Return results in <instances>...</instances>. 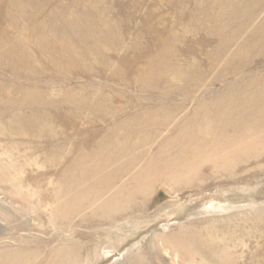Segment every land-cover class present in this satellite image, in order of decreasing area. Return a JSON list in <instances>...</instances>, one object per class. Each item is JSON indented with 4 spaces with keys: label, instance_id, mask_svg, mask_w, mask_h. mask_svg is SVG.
<instances>
[{
    "label": "rangeland",
    "instance_id": "374dc122",
    "mask_svg": "<svg viewBox=\"0 0 264 264\" xmlns=\"http://www.w3.org/2000/svg\"><path fill=\"white\" fill-rule=\"evenodd\" d=\"M0 105V264H264V0H0Z\"/></svg>",
    "mask_w": 264,
    "mask_h": 264
},
{
    "label": "bare ground",
    "instance_id": "6f19581e",
    "mask_svg": "<svg viewBox=\"0 0 264 264\" xmlns=\"http://www.w3.org/2000/svg\"><path fill=\"white\" fill-rule=\"evenodd\" d=\"M223 11V10H222ZM14 50V49H13ZM21 53V52H20ZM16 54V53H15ZM25 55V54H24ZM17 57V56H16ZM26 57V56H25ZM18 58V57H17ZM18 59H20V58H18ZM22 59V58H21ZM24 59V58H23ZM25 93H27V92H25ZM30 93V92H29ZM29 93H27V94H29ZM26 94V95H27ZM37 94V93H36ZM30 95V94H29ZM37 96V95H36ZM39 96V95H38ZM27 97H29V96H27ZM40 97V96H39ZM43 97V96H42ZM6 98H7V96H6ZM9 99L11 98V97H8ZM7 98V99H8ZM13 98V97H12ZM11 98V99H12ZM7 99H5V100H7ZM9 99H8V101H9ZM19 100H20V102H17V103H19V104H24V103H27V101L28 100H26V102H25V100H23V98H22V100H21V98H18ZM24 99H26V98H24ZM32 99V98H31ZM44 99V98H43ZM14 100H15V98H14ZM17 100V99H16ZM15 100V101H16ZM35 100H37V99H35ZM40 100H41V97H40ZM13 101V100H12ZM18 101V100H17ZM33 101V100H32ZM7 102V101H6ZM10 102H11V100H10ZM42 102V101H41ZM8 103V102H7ZM77 103V102H76ZM13 105H14V103H12ZM11 104V105H12ZM37 104H38V101H37ZM42 104V103H41ZM82 103H80V105H81ZM8 105V104H7ZM15 105H16V103H15ZM1 106V105H0ZM24 106V105H23ZM31 106V105H30ZM34 106V105H33ZM32 106V107H33ZM2 107V106H1ZM1 107H0V109H1ZM5 107V106H4ZM17 107V106H16ZM77 107V106H76ZM3 108V107H2ZM10 108H12V110H13V107H10ZM31 108V107H30ZM75 108V107H74ZM81 108V107H80ZM79 108V109H80ZM250 108V107H249ZM32 109V108H31ZM30 109V110H31ZM72 109H73V106H72ZM257 109H258V106H257ZM24 110H26V109H24ZM253 110V109H252ZM256 110V109H255ZM16 111H18L17 110V108H16ZM20 111V110H19ZM244 111H245V109H244ZM20 112H22V111H20ZM25 112V111H24ZM31 112V111H30ZM13 113V112H12ZM28 113V112H27ZM32 113V112H31ZM21 114V113H20ZM30 114V113H29ZM3 115H5V114H3ZM17 115V114H16ZM26 115V114H25ZM24 115V116H25ZM254 115H256V114H254ZM261 115V114H260ZM2 116V115H1ZM23 116V115H22ZM262 116V115H261ZM35 116H29V117H26V118H24L23 120L24 121H28L27 122V124L29 125V126H31V128H33L32 127V124L33 123H35L36 121H38V119L37 118H34ZM22 118V117H21ZM76 118H78V117H76ZM86 118V117H85ZM89 118V117H88ZM80 119V118H79ZM90 119V118H89ZM255 119V118H254ZM254 121H256V120H254ZM261 121V120H260ZM263 122V121H262ZM39 123V122H38ZM257 123V122H256ZM260 123V122H259ZM140 125V124H139ZM259 125V124H258ZM261 125V124H260ZM37 126V125H36ZM42 126H44V125H42ZM243 126V125H242ZM247 126V125H246ZM262 126V125H261ZM38 127V126H37ZM253 128V127H252ZM256 128H257V125H256ZM39 129H41L40 127H39ZM238 129V128H237ZM244 129H245V127H244ZM254 129H255V127H254ZM260 130L261 129H263L262 127L261 128H259ZM258 128H257V130H259ZM202 130V129H201ZM240 130V129H239ZM247 130H248V128H247ZM256 130V129H255ZM255 130H253V131H255ZM259 130V131H260ZM37 131V130H36ZM244 131H246V129L244 130ZM252 130H250V132H251ZM258 131V132H259ZM39 132V131H38ZM204 132H205V130H204ZM203 132V133H204ZM40 133V132H39ZM139 133V132H138ZM206 133H208L207 131H206ZM225 133V132H224ZM246 133V132H245ZM245 133H243V135H245ZM156 134V133H155ZM134 135V134H133ZM230 135V134H229ZM238 135V134H237ZM258 135H260V134H258ZM258 135H257V137H258ZM142 136H144V135H142ZM146 137V136H145ZM144 137V138H145ZM224 137V136H223ZM227 138H228V136H226ZM238 137V136H237ZM241 137V136H240ZM148 138V137H147ZM242 138V137H241ZM231 139V138H230ZM238 139V138H237ZM168 140V139H167ZM218 140H219V138H218ZM220 140H222V139H220ZM224 140V139H223ZM235 140L236 139H234L233 141L235 142ZM238 140H240V139H238ZM256 140H257V138H256ZM258 140H260V139H258ZM138 141V140H137ZM144 141V140H143ZM154 141V140H153ZM170 141V140H169ZM228 141H229V138H228ZM232 140H230V142H231ZM241 141V140H240ZM261 141V140H260ZM161 143V142H160ZM166 143V142H165ZM169 143V142H168ZM171 143H172V141H171ZM222 143V142H221ZM221 143H220V145H221ZM233 143V142H232ZM153 144V143H152ZM174 144V143H173ZM223 144V143H222ZM261 144V143H260ZM151 145V144H150ZM168 145V144H167ZM224 145V144H223ZM231 145H233V144H231ZM165 147H167L166 145H164ZM206 146H207V144H206ZM225 146V145H224ZM224 146H222V147H224ZM227 146V145H226ZM241 146H242V144H241ZM124 147V146H123ZM147 147V146H146ZM151 147V146H150ZM169 147H170V145H169ZM218 147V146H217ZM257 147V146H256ZM157 148H158V146H157ZM171 148V147H170ZM259 148V147H258ZM148 149V148H147ZM150 149V148H149ZM161 149V148H160ZM163 149V148H162ZM166 149V148H165ZM172 149V148H171ZM223 149H225V148H223ZM231 149V148H230ZM235 149V148H234ZM239 149H240V147H239ZM239 149H236L237 150V152H238V150ZM257 149V148H256ZM170 150V149H169ZM159 151V150H158ZM171 151V150H170ZM218 151V150H217ZM216 151V152H217ZM224 151V150H223ZM232 151V150H231ZM168 152V151H167ZM171 152H175V151H171ZM229 152V151H228ZM227 152V153H228ZM160 153V152H159ZM212 153H213V151H212ZM215 153V152H214ZM223 153V152H222ZM227 153H224L225 155L227 154ZM236 153V152H235ZM168 154H169V152H168ZM172 154V153H171ZM219 154V153H218ZM224 154H222L223 156H224ZM229 154V153H228ZM136 155V154H135ZM152 155V154H151ZM175 155V154H174ZM221 155V156H222ZM121 156H122V154H121ZM120 156V157H121ZM157 156H159V155H157ZM162 156V155H161ZM169 156V155H168ZM216 156V155H215ZM215 156H214V158H215ZM219 156H220V154H219ZM240 156H241V154H240ZM172 157H174L173 155H172ZM225 157V156H224ZM223 157V158H224ZM229 157H231V156H229ZM155 158H157V157H155ZM189 158V157H188ZM208 158V157H207ZM211 158V157H210ZM232 158V157H231ZM238 158H239V156H238ZM185 159H186V157H185ZM216 159H217V157H216ZM227 159V158H226ZM234 159V158H233ZM233 159H229L231 162L233 161ZM169 160V159H168ZM191 160V159H190ZM209 160V159H208ZM144 161V160H143ZM169 161H171V159L169 160ZM202 161V160H201ZM219 161V160H218ZM220 161H221V159H220ZM225 161H227V160H225ZM229 161V162H230ZM174 162V161H173ZM175 162H177V161H175ZM230 162V163H231ZM165 163V162H164ZM182 163V162H181ZM187 163V162H186ZM215 163V162H214ZM219 163V162H218ZM221 163H223L222 161H221ZM173 164V163H172ZM140 165V164H139ZM224 166H225V164H223ZM138 166V165H137ZM169 166V165H168ZM182 166V165H181ZM229 166V165H228ZM156 167H157V165H156ZM160 167V166H159ZM158 167V168H159ZM170 167V166H169ZM189 167V166H188ZM215 167V166H214ZM213 167V168H214ZM166 168H168V167H166ZM165 168V169H166ZM194 168V167H193ZM225 168H226V166H225ZM180 169V168H179ZM223 169V168H222ZM173 170V169H172ZM166 172V171H165ZM188 172H186V174H187ZM148 174H150V173H148ZM147 175V174H146ZM167 175V174H166ZM150 177H151V175H150ZM180 178V177H179ZM160 179V178H159ZM120 182V181H119ZM79 184V183H78ZM145 187V186H144ZM147 187V186H146ZM93 188V187H92ZM59 189H60V187H59ZM85 189V188H84ZM142 189V188H141ZM145 189V188H144ZM86 190V189H85ZM99 190H101V188L99 189ZM141 191V190H140ZM81 192V191H80ZM142 192V191H141ZM81 194V193H80ZM86 194V193H85ZM94 194V193H93ZM92 194V195H93ZM97 195V194H96ZM81 196H82V194H81ZM85 196V195H84ZM90 196V195H89ZM146 196V195H145ZM83 197V196H82ZM56 198V197H55ZM102 198H103V196H102ZM84 199V198H83ZM101 199V198H100ZM84 202V201H83ZM97 202V201H96ZM95 202V203H96ZM56 204V203H55ZM87 204H88V202H87ZM89 208V207H88ZM87 208V209H88ZM62 211L64 210V209H61ZM54 212V211H53ZM64 212V211H63ZM62 213V212H61ZM64 213H66V212H64ZM63 213V214H64ZM74 213V212H73ZM84 213V212H83ZM87 213V212H86ZM51 214H53L52 212H51ZM70 214H72V213H70ZM82 214V213H81ZM62 216V215H61ZM66 216H68L67 214H66ZM65 216V217H66ZM63 217V216H62ZM74 217V216H73ZM116 217V218H115ZM114 218H109L110 220L108 221V228L111 230V229H115V230H117V231H121V229L122 228H124V227H127L128 226V224H130V223H132V222H130L129 220H123V219H119V216H115ZM130 217H131V215H130ZM58 218V217H57ZM57 218H55L56 220H57ZM70 218V217H69ZM68 218V219H69ZM52 219V221L54 222V221H56V220H53V218H51ZM130 219V218H129ZM49 220H50V218H49ZM62 221V220H61ZM50 222V221H49ZM62 223V222H61ZM88 223H89V221H88ZM50 224H51V222H50ZM63 224V223H62ZM71 224V223H70ZM106 225V224H105ZM54 226V225H53ZM68 228V227H67ZM197 249V248H196ZM212 250V249H211ZM197 251V250H196ZM195 252V251H194ZM198 252V251H197ZM198 253H200V251L198 252ZM213 253V252H212ZM214 254H216V253H214ZM219 254V253H218ZM194 255H196L195 253H194ZM203 255V254H202ZM201 255V256H202ZM206 256V255H205ZM211 256V255H210ZM196 258V257H195ZM227 258V257H226ZM202 260V259H201ZM207 259H205V261H206ZM209 260V259H208ZM253 261V260H252ZM215 263V262H214Z\"/></svg>",
    "mask_w": 264,
    "mask_h": 264
}]
</instances>
